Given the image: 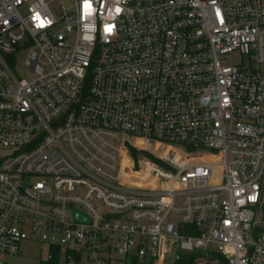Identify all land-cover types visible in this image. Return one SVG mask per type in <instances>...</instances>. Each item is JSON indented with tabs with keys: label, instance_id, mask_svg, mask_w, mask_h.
Masks as SVG:
<instances>
[{
	"label": "built area",
	"instance_id": "built-area-1",
	"mask_svg": "<svg viewBox=\"0 0 264 264\" xmlns=\"http://www.w3.org/2000/svg\"><path fill=\"white\" fill-rule=\"evenodd\" d=\"M70 1L0 0V260L264 264V0Z\"/></svg>",
	"mask_w": 264,
	"mask_h": 264
},
{
	"label": "rangeland",
	"instance_id": "rangeland-1",
	"mask_svg": "<svg viewBox=\"0 0 264 264\" xmlns=\"http://www.w3.org/2000/svg\"><path fill=\"white\" fill-rule=\"evenodd\" d=\"M56 2L57 6L55 7V10L57 13H59L61 10H64L65 12H70L73 10V4L70 0H56ZM26 58L27 54L24 52L16 55L11 63V66L14 74L18 78H26L31 80L34 78V74L26 66ZM230 63H238L237 58H231ZM46 71L49 72V69ZM47 257L48 249L42 243L26 241L22 243L19 255L5 257L3 260H0V262L5 264H41L48 262Z\"/></svg>",
	"mask_w": 264,
	"mask_h": 264
},
{
	"label": "trees",
	"instance_id": "trees-1",
	"mask_svg": "<svg viewBox=\"0 0 264 264\" xmlns=\"http://www.w3.org/2000/svg\"><path fill=\"white\" fill-rule=\"evenodd\" d=\"M52 254L54 256L52 260L48 261L47 263H41V264H59L58 259H57V252L53 250ZM178 264H192V260L185 257Z\"/></svg>",
	"mask_w": 264,
	"mask_h": 264
},
{
	"label": "water",
	"instance_id": "water-1",
	"mask_svg": "<svg viewBox=\"0 0 264 264\" xmlns=\"http://www.w3.org/2000/svg\"><path fill=\"white\" fill-rule=\"evenodd\" d=\"M73 215H74V218L77 222H79V223H86L87 222L86 218L83 217L80 213L74 211Z\"/></svg>",
	"mask_w": 264,
	"mask_h": 264
}]
</instances>
